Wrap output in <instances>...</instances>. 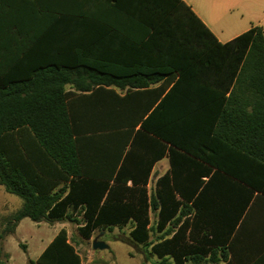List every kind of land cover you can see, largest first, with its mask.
Masks as SVG:
<instances>
[{
    "label": "trees",
    "instance_id": "obj_1",
    "mask_svg": "<svg viewBox=\"0 0 264 264\" xmlns=\"http://www.w3.org/2000/svg\"><path fill=\"white\" fill-rule=\"evenodd\" d=\"M0 186L22 201L0 264L24 218L76 222L85 240L131 224L154 264L249 263L262 28L221 44L182 0H0ZM28 264L82 263L61 229Z\"/></svg>",
    "mask_w": 264,
    "mask_h": 264
},
{
    "label": "rangeland",
    "instance_id": "obj_2",
    "mask_svg": "<svg viewBox=\"0 0 264 264\" xmlns=\"http://www.w3.org/2000/svg\"><path fill=\"white\" fill-rule=\"evenodd\" d=\"M199 14H204L208 18L215 17V12L219 9L229 13L226 15L228 21L233 18L247 22V14L250 18L263 21L264 28V0H187ZM257 2L260 5H257ZM210 9L215 10L211 12ZM218 9V11L216 10ZM162 165H167V160L161 161ZM158 168V167H157ZM154 185V177L149 182V191ZM22 201L19 197L10 194L0 186V232L7 220L14 216L21 208ZM155 216L151 214V224L153 225ZM132 225L113 228L111 231L95 230L89 240L83 239L77 231L76 222H55V223H34L28 218L22 219L13 234L3 239V254L6 264H28V261H35L42 251L48 246L61 228L67 231L68 238L81 258L82 264H154L155 256H150L141 246L136 245L130 238L129 232ZM157 234H152L154 239ZM96 239L108 246L105 250H93L92 243Z\"/></svg>",
    "mask_w": 264,
    "mask_h": 264
},
{
    "label": "crops",
    "instance_id": "obj_3",
    "mask_svg": "<svg viewBox=\"0 0 264 264\" xmlns=\"http://www.w3.org/2000/svg\"><path fill=\"white\" fill-rule=\"evenodd\" d=\"M182 1L185 2V4H187L191 8L194 14L202 21V23L209 29V31L215 36L217 41L221 44L229 42L233 38L237 37L238 35L242 34L243 32L247 31L248 29L254 26L261 27L264 34V28L262 27L263 21L256 18L255 19L250 18V14H247L249 18H247L246 20L247 22H245V24L236 18H233L232 21H228L226 15L229 13L230 10L226 12L227 11L226 9L224 11L219 9V13H216L215 10L210 9L211 12H215V17L208 18L204 14L202 15L199 14L197 10H195L192 6H190L187 0H182ZM247 1L248 0H245V5ZM252 1L253 3L256 4V1L259 0H252ZM257 5L260 4L257 2ZM216 10L218 11V9ZM116 92L119 93L118 90H116ZM164 159H166L168 163V158L163 157L153 166L147 185L148 189H149V182L153 177L155 182L157 178L164 175L168 171L169 164L168 166L160 164L161 161H163ZM263 239H264V199L253 198V200L251 201L249 207L245 212V261L248 258L249 259L251 258V261L247 264H254L255 262H257L258 258L264 257V250L262 252L257 251V249H264V243L261 242L263 241Z\"/></svg>",
    "mask_w": 264,
    "mask_h": 264
},
{
    "label": "water",
    "instance_id": "obj_4",
    "mask_svg": "<svg viewBox=\"0 0 264 264\" xmlns=\"http://www.w3.org/2000/svg\"><path fill=\"white\" fill-rule=\"evenodd\" d=\"M92 249L93 250H105V249H108V246L104 244L103 242L97 241L96 239H94L92 243Z\"/></svg>",
    "mask_w": 264,
    "mask_h": 264
}]
</instances>
